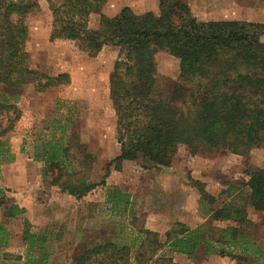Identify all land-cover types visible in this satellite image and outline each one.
Wrapping results in <instances>:
<instances>
[{
  "label": "trees",
  "instance_id": "trees-1",
  "mask_svg": "<svg viewBox=\"0 0 264 264\" xmlns=\"http://www.w3.org/2000/svg\"><path fill=\"white\" fill-rule=\"evenodd\" d=\"M105 2L50 0L49 38L74 41L89 56L106 45L118 48L109 75V99L119 154L99 182H90L87 163L92 156L84 152L76 165L64 139L65 126L53 119L34 151V158L47 166L43 174L51 173L53 185L81 199L105 185L109 167L119 170L124 160H139L146 168L167 167L180 145L191 155L228 151L245 158L252 149L264 147V22L199 20L181 0H159L157 13L124 7L107 16L101 12ZM36 9L37 0H0V137L11 132L20 118L19 97L26 85L43 92L70 82L67 73L51 76L30 66L26 19ZM92 13L99 14L97 28L89 27ZM162 50L178 59L179 75L169 94L158 97L155 54ZM6 143L0 139V164L12 160L11 155L5 157ZM246 175L244 183L226 189L230 199L217 207L216 197L201 192L202 215L234 224L212 230L176 221L163 237L137 220L130 193L108 189L104 205L113 231L85 240L71 264H180L174 254L192 257L199 247L205 255L255 257L259 248L248 233L252 222L247 213L248 208L264 210V168H248ZM6 191L0 185V212L7 220L22 215L24 208ZM30 228L24 219L21 256L3 251L9 231L0 221V264H48L52 232Z\"/></svg>",
  "mask_w": 264,
  "mask_h": 264
},
{
  "label": "rangeland",
  "instance_id": "rangeland-1",
  "mask_svg": "<svg viewBox=\"0 0 264 264\" xmlns=\"http://www.w3.org/2000/svg\"><path fill=\"white\" fill-rule=\"evenodd\" d=\"M37 1L38 9L26 19V49L30 55V66L51 76L67 73L70 82L43 92L36 91L34 85L28 84L19 97L22 113L28 117L21 133L12 134L17 131L16 124L3 139L7 141L4 147L9 149L5 157L11 155L12 160L0 164L4 166L3 172L0 170V179L7 189L6 195L23 207L24 212L7 220L0 212V221L9 231L3 251L23 255L25 244L22 230L26 219L31 231L52 232L49 234L48 264H71V259L85 240L112 233V224H107L110 216L104 199L107 190L115 187L130 193L134 216L146 228L162 237L176 221L189 228L203 225L212 230L234 224L230 220H213L209 215H202L201 192L216 197L214 207L230 199L226 189L230 185L244 183L247 180L246 169L264 168V147L252 149L245 158L228 151L191 155L185 146L180 145L167 167L146 168L139 160L126 161L119 170L110 166L105 185H98L81 199L53 185L50 172L43 174L47 166L34 158V151L40 139L48 133L45 129L47 122L53 119H59L65 126L64 139L70 145V155L76 157V165H79L77 160L84 152L92 156L90 163H87L91 167L88 175L90 182H99L109 162L119 154L115 134L116 118L109 99V75L118 58V48L106 45L95 55L89 56L78 49L74 41L50 40V0ZM158 1L106 0L101 12L113 16L128 7L136 13H157ZM181 1L188 4L192 15L199 20L264 22V0ZM98 22L99 14L92 13L89 27L97 28ZM155 61L156 95L162 97L169 94L171 82L178 80L179 61L166 50L158 51ZM17 152L22 154L18 159ZM31 154L32 159H28L27 155ZM247 217L252 222L247 228L248 233L259 248L255 257L240 260L216 254L205 255L204 248L199 247L192 257L181 254L173 256L174 260L180 264H264V210L248 208ZM124 221L129 222L130 219Z\"/></svg>",
  "mask_w": 264,
  "mask_h": 264
},
{
  "label": "crops",
  "instance_id": "crops-1",
  "mask_svg": "<svg viewBox=\"0 0 264 264\" xmlns=\"http://www.w3.org/2000/svg\"><path fill=\"white\" fill-rule=\"evenodd\" d=\"M23 114V113H22ZM21 114V116H20V118L18 119V121L16 122V124H17V127H16V132H12V134L14 135L15 133L17 134V133H21V130H22V125L26 122V118L28 117V115L27 114H23L22 115ZM15 124V125H16ZM25 126V125H24ZM15 127V126H14ZM14 129V128H13ZM20 131V132H19ZM21 136H23V135H20V137ZM6 136H3V137H0V139L1 140H3L4 138H5ZM16 154V153H15ZM20 155L22 156V154H20L19 152H17V154H16V158L18 159L19 157H20ZM30 155H27V157H28V159H32V157H33V154H31V158L29 157ZM126 161H130V160H124L123 161V163L122 164H125V162ZM3 168H4V166L3 165H0V170H1V172H3ZM1 179H0V185L3 187V185L1 184ZM181 254H178V253H176V254H174L173 256H180ZM212 260H215V258L214 259H212Z\"/></svg>",
  "mask_w": 264,
  "mask_h": 264
}]
</instances>
